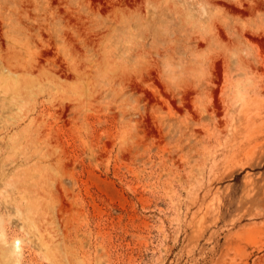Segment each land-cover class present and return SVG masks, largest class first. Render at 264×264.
I'll return each mask as SVG.
<instances>
[{"label":"clouds","instance_id":"clouds-1","mask_svg":"<svg viewBox=\"0 0 264 264\" xmlns=\"http://www.w3.org/2000/svg\"><path fill=\"white\" fill-rule=\"evenodd\" d=\"M0 264H264V0H0Z\"/></svg>","mask_w":264,"mask_h":264},{"label":"rangeland","instance_id":"rangeland-1","mask_svg":"<svg viewBox=\"0 0 264 264\" xmlns=\"http://www.w3.org/2000/svg\"><path fill=\"white\" fill-rule=\"evenodd\" d=\"M250 238H252V237H250Z\"/></svg>","mask_w":264,"mask_h":264}]
</instances>
